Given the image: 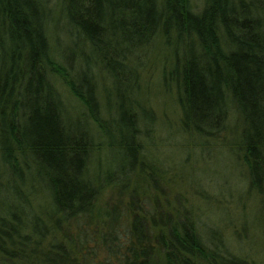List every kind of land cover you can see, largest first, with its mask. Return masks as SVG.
Returning <instances> with one entry per match:
<instances>
[{"label": "trees", "instance_id": "trees-1", "mask_svg": "<svg viewBox=\"0 0 264 264\" xmlns=\"http://www.w3.org/2000/svg\"><path fill=\"white\" fill-rule=\"evenodd\" d=\"M159 58L179 133L264 215V0H0V264H249L153 156Z\"/></svg>", "mask_w": 264, "mask_h": 264}, {"label": "rangeland", "instance_id": "rangeland-1", "mask_svg": "<svg viewBox=\"0 0 264 264\" xmlns=\"http://www.w3.org/2000/svg\"><path fill=\"white\" fill-rule=\"evenodd\" d=\"M191 4L195 14L202 10L204 0H191ZM53 40L55 49L67 47L61 32L54 33ZM162 63L159 58L142 78L144 98L155 119L153 156L179 178L181 192H187L189 205L197 208L203 239L219 233L230 253L249 264H264V215L255 198L247 193L243 170L227 151L211 146L199 148L191 143L194 139L190 141L179 133V109L170 93L172 87L166 90L162 86ZM70 105L76 106L72 100Z\"/></svg>", "mask_w": 264, "mask_h": 264}]
</instances>
